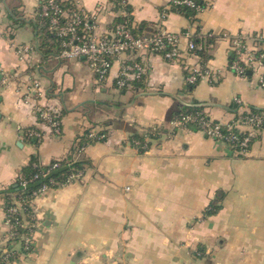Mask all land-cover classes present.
Listing matches in <instances>:
<instances>
[{
  "label": "crops",
  "instance_id": "obj_1",
  "mask_svg": "<svg viewBox=\"0 0 264 264\" xmlns=\"http://www.w3.org/2000/svg\"><path fill=\"white\" fill-rule=\"evenodd\" d=\"M70 1L94 16L99 35L113 33L125 11L134 27L192 34L180 38V57L133 53L99 80L85 58L44 51L43 0H0V245L10 230L6 196L31 158L47 166L72 154L86 129L98 136L75 155L88 160L79 176L34 196L32 246L12 264H264V126L243 154L173 118L197 102L221 104L203 107L225 124L264 109V63L244 76L230 66L234 36L264 38V0H200L190 14L172 0ZM191 37L207 59L189 50ZM135 60L140 84L118 86L122 63ZM197 66L210 73L189 89ZM34 80L45 96L30 89ZM45 104L60 110V133L40 123ZM211 206L219 208L207 213Z\"/></svg>",
  "mask_w": 264,
  "mask_h": 264
},
{
  "label": "built area",
  "instance_id": "obj_2",
  "mask_svg": "<svg viewBox=\"0 0 264 264\" xmlns=\"http://www.w3.org/2000/svg\"><path fill=\"white\" fill-rule=\"evenodd\" d=\"M174 4H186L191 8H199V5L193 0H172ZM41 15L49 19V29L56 32L61 39L63 46L60 51L62 58H80L83 57L88 62L91 70L97 76V79L104 80L109 74L113 60L121 57L131 55L138 52H151L155 54H163L167 58H177L181 56L179 41L182 36H190L192 34L190 29L181 33H173L165 29L163 26L159 27L156 33L151 35L135 34L133 32V24L129 19V12L125 11V17H128L115 25V29L111 34L99 35L94 32L95 19L94 16L82 10L81 8H74L72 10H63L57 0H44L41 6ZM166 10H164V15ZM163 15V17H164ZM61 18H64L63 22ZM206 33L199 31V37L202 38ZM208 34V33H207ZM251 40V43L248 41ZM232 50L234 57L231 61V68L239 75L246 74V68L252 66H261L264 63V38L257 35H242L238 34L231 39ZM198 47L195 39L189 40V50H194ZM27 48H24V50ZM145 72L142 64L135 60L133 63L123 62L121 70L117 76L116 83L118 86H126L128 81L140 78ZM209 70L201 66L194 67L188 77L189 82H197L202 77L209 75ZM262 85L264 86V78H262ZM30 89L36 91L38 95L45 96V90L38 80H34ZM244 111L248 113L243 114ZM240 112L239 117L229 124L206 117L202 112L196 115L188 114L182 118L175 119L176 124L184 125L186 122L193 121L199 115L200 130L204 131L210 137L223 140L231 146H239L240 151L246 154L254 137L255 130L263 124L264 115L255 114L249 110ZM36 113L39 116L41 124L46 125L51 131L60 133L61 129V112L52 104H45L38 107ZM223 125L231 128H238L244 135L240 137L234 133H226L222 131ZM33 134L41 137V132L31 131ZM95 133H90V136ZM80 173L72 175L71 180ZM26 181H23L25 184ZM50 187L42 186L35 195L45 192ZM22 211L21 203L16 202V205L11 207L9 211L12 213ZM7 219V218H6ZM10 230L4 240L6 245L8 239L16 237L15 227L9 219ZM22 225L28 227L30 233L26 236H21L24 239V248L29 250L33 242V233L37 225L36 221L32 223L25 222ZM4 252L9 255L12 252L10 248H4ZM22 256V251L18 252V257L13 260H7L9 264L18 261Z\"/></svg>",
  "mask_w": 264,
  "mask_h": 264
},
{
  "label": "trees",
  "instance_id": "obj_3",
  "mask_svg": "<svg viewBox=\"0 0 264 264\" xmlns=\"http://www.w3.org/2000/svg\"><path fill=\"white\" fill-rule=\"evenodd\" d=\"M193 1H195L197 4L199 3L201 4L200 0H193ZM57 2L63 8V10L69 11L75 8L74 4L70 0H57ZM125 8L130 11V7L128 5H126ZM174 8L186 14H190L191 11H193V8L189 7L186 4H176ZM38 17L39 19L36 23V26L39 27V31H43L45 36L43 37L45 38V40L41 43V45H43V48L46 45L50 47V49L44 51L48 52L51 49L56 48L60 52L63 48L61 44V39L56 34V32L49 29V19L47 17L42 16L40 10L38 12ZM129 19H131V16H129ZM63 20L64 18H61L62 22ZM132 30L135 34H141V35H151L153 33H156V31L151 32L148 29L146 23L140 24L138 27H133ZM195 40L196 43L198 44V37L195 38ZM193 51L202 54L203 59L208 58L206 52L202 51L201 48L196 47ZM233 58L235 57L233 56ZM190 74L187 75V84H188L187 87L189 89L195 86V84L198 82V81L189 82L188 77ZM141 80H142V76L140 78H137L136 80L135 79L132 80V83L139 85ZM129 83H131V80L128 81V84ZM247 108L252 113L264 115V109H259L254 107H247ZM198 112H202L203 113L202 115L204 116L206 115V117L210 115L209 113H207V111L203 106L186 105L183 106L181 109L175 111L173 113V118L179 119L182 118V116L188 114L196 115ZM246 113L248 112L247 111L243 112V114ZM198 117L199 115H197V118L195 120L186 122L184 125L187 127L192 126L197 129H200ZM238 117L239 115L237 116V118ZM39 121H42V119H39ZM234 121H232L231 123H233ZM261 126H264V121ZM151 130L153 129H149L147 137L148 138L158 137V135L154 134V130L153 131ZM222 131L226 133H234L239 135L240 137L244 135L242 132H240L238 128L234 127L229 129L228 126L226 125H223ZM90 133H91L90 129H86L85 133L78 137V139L76 140L77 141L76 145L73 147L72 154H70L66 158L55 159L49 165L42 166L41 164H39L38 158L36 156H33L31 158L30 163L22 169L21 175L19 176L16 182L17 185L10 188V192H16V194L14 196H9V195L6 196V218L9 219L12 224L16 225L15 227L16 237L14 238V240L8 239L6 245L4 246L3 244L0 245V264H9L7 260L11 261L18 257V252L24 250L26 251V249L24 248V239H22L21 236L28 235V233H30V230L28 229V227L22 225V223L33 222V220L31 219V214H32L31 202L35 196V192L38 191L44 185L50 188H57L63 186L71 180L73 174H76L85 169L86 164H88V160L84 157L75 158V155L78 152L83 153V149L87 146V144L93 142L98 138L97 135L90 136ZM134 138L141 139L140 142L144 143L146 139V134L137 133L134 135ZM234 147L240 149L238 145ZM23 181H26V183L23 184ZM16 202L21 203L22 211L19 210V212L11 213L9 209L14 205H16ZM218 208H219L218 206H211L207 213H214L218 210ZM6 247L12 249V252L9 255H7L4 252V248Z\"/></svg>",
  "mask_w": 264,
  "mask_h": 264
},
{
  "label": "water",
  "instance_id": "obj_4",
  "mask_svg": "<svg viewBox=\"0 0 264 264\" xmlns=\"http://www.w3.org/2000/svg\"><path fill=\"white\" fill-rule=\"evenodd\" d=\"M188 104L189 105H198V106H211V105H219V106H222L221 104H215L213 102H197V103H188Z\"/></svg>",
  "mask_w": 264,
  "mask_h": 264
}]
</instances>
